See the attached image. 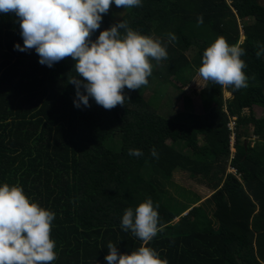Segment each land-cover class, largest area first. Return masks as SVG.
<instances>
[{"label":"trees","instance_id":"1","mask_svg":"<svg viewBox=\"0 0 264 264\" xmlns=\"http://www.w3.org/2000/svg\"><path fill=\"white\" fill-rule=\"evenodd\" d=\"M122 21L162 38L168 58L152 61L149 84L125 88V104L106 110L92 98L90 107L77 108L75 61L48 67L35 49L16 50L24 46L19 18L0 13V186L19 184L56 214L58 258L51 264H107L110 242L130 255L143 242L124 231L122 217L148 198L165 225L148 246L169 264H264V117L255 115L264 109V55L256 56L257 43L264 46V0H142L127 9L113 3L91 39ZM167 33L177 40L168 43ZM219 36L245 49L247 88L208 81L200 116L175 115L171 103L163 111L147 98L154 79L163 84L198 72ZM130 149L143 155L130 156ZM177 171L213 193L179 203L166 185Z\"/></svg>","mask_w":264,"mask_h":264},{"label":"clouds","instance_id":"2","mask_svg":"<svg viewBox=\"0 0 264 264\" xmlns=\"http://www.w3.org/2000/svg\"><path fill=\"white\" fill-rule=\"evenodd\" d=\"M118 8L142 7V0H0V13H14L19 18L24 46L21 52L35 49L39 63L52 67L65 58L75 61V106L90 107L89 98L106 110L124 105L128 99L124 89L138 90L149 84L152 61L159 64L168 58L167 45L155 35H142L126 21L111 26L93 41L92 34L100 29L103 16L112 4ZM197 26L203 16L197 17ZM123 30V34L121 32ZM168 43L177 40L167 33ZM257 58L264 55V46L257 43ZM245 49L240 43L229 44L219 36L202 58L198 75L204 81L231 87L238 91L248 87ZM82 78V79H81ZM254 79V77H253ZM83 89V91H81ZM86 93V94H85ZM130 156L143 155L130 149ZM151 155L158 158L155 148ZM151 198L138 207L125 209L122 228L141 240L142 245L131 254H120L113 243L107 245V264H169L149 243L165 225L160 223L158 209ZM56 214L32 202L19 184L0 186V264H51L58 258L56 241L52 239Z\"/></svg>","mask_w":264,"mask_h":264},{"label":"rangeland","instance_id":"3","mask_svg":"<svg viewBox=\"0 0 264 264\" xmlns=\"http://www.w3.org/2000/svg\"><path fill=\"white\" fill-rule=\"evenodd\" d=\"M194 54L195 51L193 50L187 52L189 57H194ZM190 73L187 70L183 79L172 77L163 84H159L160 81L154 79L146 93L147 98L151 99L163 111H167L173 105L172 111L175 115L182 113L193 114L194 116L203 115L204 107L200 102L202 101L201 92L206 88L208 81H204L198 75V72ZM226 97L231 99L233 95L226 91ZM248 112L245 110L243 114L247 115ZM255 115L259 118L264 117V109L257 107ZM235 151L232 150V152ZM230 171L235 172L233 169ZM171 182H174V184H170ZM171 182L166 183V185H169L171 194L181 204L192 205L191 200L188 201V199L195 197L194 199L205 200L213 193L211 188L194 180L186 171H177Z\"/></svg>","mask_w":264,"mask_h":264},{"label":"built area","instance_id":"4","mask_svg":"<svg viewBox=\"0 0 264 264\" xmlns=\"http://www.w3.org/2000/svg\"><path fill=\"white\" fill-rule=\"evenodd\" d=\"M230 129L232 131H235V129H236V121H234V122H232L230 124ZM235 141H236V137H235V133H234V134H232V150H235Z\"/></svg>","mask_w":264,"mask_h":264}]
</instances>
